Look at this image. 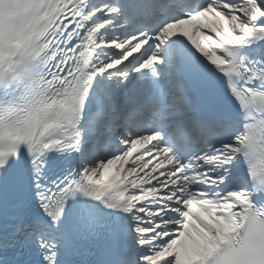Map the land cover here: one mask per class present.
<instances>
[{
  "label": "snow or ice",
  "instance_id": "1",
  "mask_svg": "<svg viewBox=\"0 0 264 264\" xmlns=\"http://www.w3.org/2000/svg\"><path fill=\"white\" fill-rule=\"evenodd\" d=\"M0 264H264V0H0Z\"/></svg>",
  "mask_w": 264,
  "mask_h": 264
},
{
  "label": "bare ground",
  "instance_id": "2",
  "mask_svg": "<svg viewBox=\"0 0 264 264\" xmlns=\"http://www.w3.org/2000/svg\"><path fill=\"white\" fill-rule=\"evenodd\" d=\"M196 38H200L198 34H197Z\"/></svg>",
  "mask_w": 264,
  "mask_h": 264
}]
</instances>
